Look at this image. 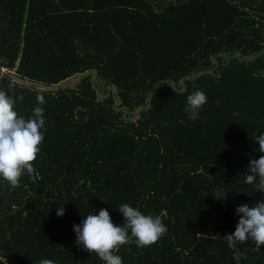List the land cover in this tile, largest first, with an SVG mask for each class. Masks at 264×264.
Wrapping results in <instances>:
<instances>
[{
  "label": "trees",
  "instance_id": "trees-1",
  "mask_svg": "<svg viewBox=\"0 0 264 264\" xmlns=\"http://www.w3.org/2000/svg\"><path fill=\"white\" fill-rule=\"evenodd\" d=\"M0 90L25 118L46 101L34 174L0 178V264H105L73 225L101 208L123 225L122 203L167 226L122 264H264L224 238L264 200L244 174L264 155V0H0Z\"/></svg>",
  "mask_w": 264,
  "mask_h": 264
},
{
  "label": "clouds",
  "instance_id": "clouds-1",
  "mask_svg": "<svg viewBox=\"0 0 264 264\" xmlns=\"http://www.w3.org/2000/svg\"><path fill=\"white\" fill-rule=\"evenodd\" d=\"M23 99V94L13 98L6 90H0V178L13 187L19 185L25 171L29 176L34 174L33 162L44 140L41 129L46 131L44 109L40 106L46 103L44 96L37 95V106L27 118L18 115L15 110L17 100ZM206 102L207 96L202 90L189 94L184 109L188 119H197L199 110ZM255 140L259 142V152L264 153V133L256 136ZM244 174L245 183L253 184L256 190L264 192V155L252 159ZM224 197L223 192L216 191L215 198ZM118 209L124 217L123 225L114 224L106 208H101L98 214L92 212L85 215L81 224L73 225L76 243L89 253H95L105 264H122L121 256L115 254L121 246L135 243L140 248L148 247L167 232V226L159 215L144 214L129 203H122ZM235 211L240 218L235 231L224 236L228 247L235 249L237 242L251 240L255 243L254 250H259L264 245V200L251 207L248 204L239 205ZM64 214L65 209L60 206L57 215ZM239 255L237 252V259ZM38 264L56 262L41 259Z\"/></svg>",
  "mask_w": 264,
  "mask_h": 264
},
{
  "label": "water",
  "instance_id": "water-1",
  "mask_svg": "<svg viewBox=\"0 0 264 264\" xmlns=\"http://www.w3.org/2000/svg\"><path fill=\"white\" fill-rule=\"evenodd\" d=\"M19 79H21L22 81H24V82H27V83H33V81L32 80H29V79H27V78H19ZM46 86V85H45ZM47 86H50V87H57L58 85H53V84H51V85H47Z\"/></svg>",
  "mask_w": 264,
  "mask_h": 264
}]
</instances>
